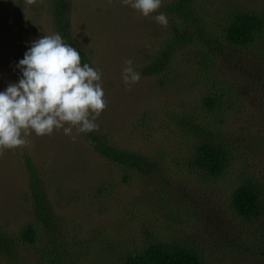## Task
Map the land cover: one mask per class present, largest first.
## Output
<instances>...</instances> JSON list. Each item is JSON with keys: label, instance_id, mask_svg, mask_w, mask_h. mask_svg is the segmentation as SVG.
<instances>
[{"label": "rangeland", "instance_id": "1", "mask_svg": "<svg viewBox=\"0 0 264 264\" xmlns=\"http://www.w3.org/2000/svg\"><path fill=\"white\" fill-rule=\"evenodd\" d=\"M171 1L162 0L158 12L148 17L122 0H74L71 11L73 33L90 53L93 67L101 71L108 101L95 121L99 126L95 131L121 148L156 158L158 169L143 176L113 163L75 128V140L63 129L44 136L33 132L28 146L0 155L3 230L19 234L35 222L25 163L30 155L71 243L67 246L81 253L80 264H110L103 243L117 239L121 252L153 240L178 239L199 249L205 264H264V256L256 253L259 222L239 216L232 204L243 180L251 178L264 189V88L235 81L247 86L237 89L238 103L226 116L224 136L233 158L224 174L212 178L188 169L185 155L193 144L171 116L181 112L213 117L202 107L207 85L199 83L188 64H179V77L162 86L156 77L141 73L147 56L166 38L175 19L166 15L168 24L162 26L154 18L165 13ZM210 2L205 0L213 6ZM16 3L0 0V91L21 78L17 65L31 42L55 34L47 0L28 4L23 18ZM129 59L141 78L126 85L122 77ZM24 254L37 260V246H24ZM0 264H4L1 256Z\"/></svg>", "mask_w": 264, "mask_h": 264}, {"label": "trees", "instance_id": "2", "mask_svg": "<svg viewBox=\"0 0 264 264\" xmlns=\"http://www.w3.org/2000/svg\"><path fill=\"white\" fill-rule=\"evenodd\" d=\"M47 1L55 34L77 48L82 63L93 67L90 53L73 33L74 0ZM16 2L15 8L23 18L28 4L26 0ZM262 3L212 0V6L205 0L171 1L165 6V14L175 19L170 23L166 38L141 67L143 75L156 77L162 86L179 77L182 70L179 64H188L199 83L207 85L201 97L202 107L213 117L199 118L181 112L171 116L193 144L190 153L185 155L186 167L206 177L222 176L233 158L224 136V125L226 116L238 103L237 89L247 86L245 82L236 84L235 81H249L254 87L264 88V1ZM85 136L103 158L140 175L152 174L160 165L156 158L121 148L97 131L85 133ZM25 163L30 174L35 222L24 226L19 234L0 227V256L4 264H80L81 253L67 246L71 243L62 231V222L49 200L33 158L26 155ZM232 204L239 216L259 222L256 253L263 257L264 230L260 227H264V189L251 178L243 180L233 193ZM70 241L76 243V238ZM103 245L102 251H109L110 264H205L206 261L199 249L178 239L153 240L142 248H123L124 252L119 251L121 242L118 239L107 240ZM24 246H37V260H30L28 254L22 255Z\"/></svg>", "mask_w": 264, "mask_h": 264}, {"label": "clouds", "instance_id": "3", "mask_svg": "<svg viewBox=\"0 0 264 264\" xmlns=\"http://www.w3.org/2000/svg\"><path fill=\"white\" fill-rule=\"evenodd\" d=\"M36 2L26 0L29 5ZM122 3L144 17L162 7V0H122ZM154 18L167 26L165 13ZM125 64L124 83H138L141 77L132 67L133 61L126 60ZM17 67L22 72L21 78L0 91V155L5 150L28 146L33 132L44 136L63 129L65 135L75 140L73 128L77 134L98 129L95 121L108 104L101 84L102 73L82 63L77 48L60 34L43 35L32 41Z\"/></svg>", "mask_w": 264, "mask_h": 264}]
</instances>
